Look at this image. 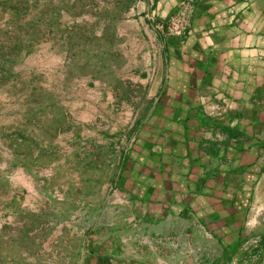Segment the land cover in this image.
Wrapping results in <instances>:
<instances>
[{"label": "crops", "instance_id": "1", "mask_svg": "<svg viewBox=\"0 0 264 264\" xmlns=\"http://www.w3.org/2000/svg\"><path fill=\"white\" fill-rule=\"evenodd\" d=\"M184 1L143 0L121 22L120 70L136 93L119 98L104 84L102 94L94 81L73 101L67 131L88 137L86 162L104 168L86 179L96 221L45 224L38 247L0 264L244 263L254 237L253 262L264 264V0H193L189 26L170 34L169 17ZM55 57L46 56L49 71L58 70ZM98 100L109 105L102 135L82 128ZM17 108L14 97L0 96L2 172L15 169V131L31 122ZM72 149L81 165L85 156ZM30 189L22 200L7 191L0 209L19 201L41 214L43 192ZM72 200L78 214L79 198ZM54 205L46 208L61 214L64 202Z\"/></svg>", "mask_w": 264, "mask_h": 264}, {"label": "rangeland", "instance_id": "2", "mask_svg": "<svg viewBox=\"0 0 264 264\" xmlns=\"http://www.w3.org/2000/svg\"><path fill=\"white\" fill-rule=\"evenodd\" d=\"M142 1L0 0V96L14 97L16 106L20 105L17 113L31 121L15 131V169L0 171V196L11 191L21 199L31 187L43 192L41 214L20 207L19 201L12 209H0L2 260L21 257L27 249L38 247L46 234L45 224L62 220L82 227L98 218L90 209L92 202L87 196L92 184L86 179L94 173L102 177L104 168L98 170L86 162L88 137L78 140L68 133L70 111L73 101L84 98L85 86L93 87L94 81L101 83L96 86L102 94L104 84L113 87L119 98L137 92L130 75L120 70L123 57L119 29L122 21L135 18V5ZM49 52L59 60L57 72L47 68L52 62L46 59ZM105 101H100L95 119L82 128L97 126L101 135L110 131L106 127L109 105L106 107ZM73 147L80 148L78 152L85 156L81 165ZM30 149V156L24 160L20 155ZM25 167L35 181L32 185L23 177ZM78 177L86 181L79 184ZM72 198H79L78 214L74 213ZM62 201L60 214L54 204ZM47 204L54 206L48 209ZM39 223H43V229L33 235L30 229Z\"/></svg>", "mask_w": 264, "mask_h": 264}, {"label": "built area", "instance_id": "3", "mask_svg": "<svg viewBox=\"0 0 264 264\" xmlns=\"http://www.w3.org/2000/svg\"><path fill=\"white\" fill-rule=\"evenodd\" d=\"M193 0L184 1L180 7L175 10L169 17L167 32L170 34L180 35L182 31L189 26L190 14L192 13ZM259 237H254L248 242V248H244L249 254V259L244 263L232 262L231 264H255L253 261L259 253Z\"/></svg>", "mask_w": 264, "mask_h": 264}]
</instances>
